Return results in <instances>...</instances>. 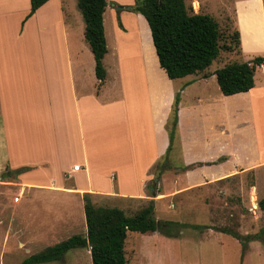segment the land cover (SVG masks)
<instances>
[{
	"label": "rangeland",
	"instance_id": "374dc122",
	"mask_svg": "<svg viewBox=\"0 0 264 264\" xmlns=\"http://www.w3.org/2000/svg\"><path fill=\"white\" fill-rule=\"evenodd\" d=\"M127 1L107 0L103 24L108 50L102 60L106 75L104 81L99 80V87L102 86L98 96L99 113L107 115L115 108L112 105L117 99L126 101L124 106L120 105L122 113L127 115L128 111L123 130H129L135 137L144 132L146 138L147 134L149 136L150 123L143 111L145 97H140V92L136 91L138 83L134 80L139 77L136 55L138 49L141 52L143 50L154 61L155 51L147 26L141 24L140 27L138 13L125 7L132 4L133 0ZM185 2L194 12L208 14L216 20L219 30L224 32V39L231 41L233 46L231 51L222 50L223 37L220 35V52L210 65V72L230 62L247 61L258 55L264 57V0ZM58 3L59 0H52L49 3L50 10L43 9L48 17L39 19V15L38 20H32L24 36L17 38L16 14L27 4L30 6V0H0V31L3 33V51L7 53L8 64L12 69L11 75H20L18 68L33 63L39 65L40 61L47 59L44 53L52 47L53 26L57 32L55 23ZM64 5L68 13V20L63 26L66 28L65 45L71 53V60L81 61L86 68L87 77H84L83 85L91 91L96 88L93 84L97 79L93 56L84 40L83 15L76 0H64ZM235 30L239 32V49H236L237 42L232 37ZM120 66L122 70H127V76H131L128 93L124 92L120 80ZM174 85L179 88H174L164 126L166 132L172 134V139L166 153L150 168L152 179L147 185L148 195L143 199L122 201L100 197L95 203L116 206L127 215H132L151 200L155 219L162 223L168 222L166 227L154 232L128 233L124 248L127 264H264V211L258 208V202L264 197V168L257 173L248 171L242 176H230L227 187L225 183H217L215 192L212 187L209 191H201L203 193L198 192L200 188L180 194L174 189L186 180L183 175H178L183 171L176 172L174 168L201 163L203 154L210 155L211 159L208 160L213 161L209 164L222 162V167L230 165L233 153L237 154V159L234 158L236 164L264 160V68H256L253 90L227 97L221 95L214 76L203 83L195 75H187L176 79ZM183 88L184 94L181 95L179 89ZM176 93L179 96L175 110L172 111ZM132 103H135L138 110L136 114L131 110ZM219 142L224 151L223 156L219 155L222 156L221 160L213 155V147L218 148ZM106 145L110 144L107 142ZM158 162L170 167L163 171L166 175L160 186V179L155 180V164ZM203 165H197L194 169ZM1 173L0 264H22L24 259L41 249L70 237L71 234L51 243H29L18 248L20 241L32 242V230L39 218L45 217L43 211L49 210L59 216L60 209L46 200L64 193L47 189L25 191V187H28L25 184L31 185L30 179L12 175L2 178ZM255 180L257 183L251 184ZM65 184H72V180H67ZM160 189V193L168 198L156 202L159 195H150ZM33 194L41 195L44 200L30 203L23 199L20 204H11L15 196H19L20 200L23 195L26 198ZM73 214L76 225H79L83 211L76 207ZM82 261L83 264H91L89 257H83Z\"/></svg>",
	"mask_w": 264,
	"mask_h": 264
},
{
	"label": "crops",
	"instance_id": "0c3cea01",
	"mask_svg": "<svg viewBox=\"0 0 264 264\" xmlns=\"http://www.w3.org/2000/svg\"><path fill=\"white\" fill-rule=\"evenodd\" d=\"M51 1H46L27 19L25 16L30 6L27 4L22 7V10L16 14L17 38L24 36L23 33L30 23H33L39 15L41 16L39 19L48 17V13H44L43 9L50 10ZM56 10L57 32L53 26L51 35L53 44L50 51L44 53L47 59L40 61L39 65L33 63L28 67L18 68L20 75H11L12 69L8 64L7 53L3 51V33L0 31V173L6 167L10 169L28 167L27 171L18 175L22 179L32 181L31 185L25 184L28 186L25 187V191L47 189L64 193L46 200L51 202L53 207L60 209L59 216L49 210L43 211L45 217L39 218L32 230L34 235L32 242L20 241L18 248L20 246L23 248L29 243L34 245L39 242L51 243L69 234L80 233L86 236L83 209L85 193L90 195L93 202L100 197L119 201L145 198L148 195L147 185L152 179L150 168L166 153L169 144L168 133L164 126L168 119L174 88L176 90L179 88L174 85V81L179 78L170 79L164 69L157 64L156 55L154 62L149 54L138 49L136 68L139 77L134 81L138 83L136 91L140 92V97H145L143 111L149 119L150 137L147 134L145 138L144 132L135 137L129 130H123L128 111L127 115L122 113L123 108H120V105L124 106L126 101L117 99L118 101L112 105L115 108L107 115L99 113L98 96L102 86L99 87L100 82L96 75L97 81L93 84L96 88L88 91L83 85L84 77H87L86 68L81 61L71 60V53L65 45L66 28L63 26L68 20V13L64 0H59ZM137 17L141 21L140 27L141 24H147L141 14H137ZM262 67L264 68V61L259 66ZM119 69L123 90L128 93L131 76H127V70L124 68L122 70L121 66ZM189 75H195V78L203 83L211 76L216 80L214 74L206 78L202 77L201 73ZM253 88L254 86L248 91ZM184 90V88L179 89L181 95L184 94ZM137 95L139 97V94ZM221 95L232 96L222 93ZM131 110L135 114L138 111L135 103H132ZM107 142L110 145H106ZM222 148L221 142L218 148L213 147V155L217 159L223 156ZM203 155L201 163L213 161L208 160L211 159L209 154ZM234 158L237 159L236 153H233L232 162L226 167H222L220 162L181 172L178 175H183L186 180L174 189L180 194L190 192L194 188H200L198 192L205 189L209 191L212 187L215 192L217 183H225L226 186L230 176H242L248 171L257 173L264 168V160L236 164ZM74 165L79 166L77 170L73 169ZM165 175L161 173L159 186L163 184ZM70 179L72 184L66 185L65 182ZM256 183L257 180L251 184ZM160 192L161 189L150 196L159 195L156 202L168 198ZM23 197L24 195L18 202L13 201L11 204H20L23 199L30 203L44 200L38 194ZM253 206L256 207V204L254 203ZM76 207L83 211L79 225H76L73 217V209ZM60 217L62 219H58ZM75 231L76 233H72ZM83 257H89L91 260L89 245L70 249L59 260L33 264H83Z\"/></svg>",
	"mask_w": 264,
	"mask_h": 264
},
{
	"label": "trees",
	"instance_id": "16d2710c",
	"mask_svg": "<svg viewBox=\"0 0 264 264\" xmlns=\"http://www.w3.org/2000/svg\"><path fill=\"white\" fill-rule=\"evenodd\" d=\"M48 0H30V8L25 16L32 13ZM83 15L84 39L94 58L95 75L101 82L105 78L102 64L107 53L104 33L103 16L107 7V0H76ZM128 10L141 14L150 32L158 64L164 69L170 79L180 78L193 73H201L206 78L214 74L222 94L232 95L246 92L254 86L256 68L263 61V56H255L250 60L230 62L210 72V65L220 52V35L223 37V49L232 50L233 46L224 39V32L219 30L216 20L210 15L194 12L187 6L185 0H133L125 6ZM64 9V6H62ZM67 17V15H66ZM119 26L122 27L121 23ZM232 37L239 49V32L234 31ZM221 46V47H222ZM179 93L175 94L172 111ZM169 133V144L172 134ZM222 158H220L221 160ZM200 164L176 167V172L192 169ZM157 176L170 167L166 164H155ZM1 173L2 178L18 176L27 171L28 167L10 169ZM155 182V181H154ZM258 208L264 211V197L258 202ZM83 209L86 223V236L77 233L55 243L23 260L22 264H33L50 260H59L66 251L89 245L92 264H127L125 258V242L129 232H154L166 227L168 222L162 223L153 215V202L127 215L116 206L97 205L88 193L83 194ZM206 227V226H204ZM228 232V230H222ZM236 235V234H233Z\"/></svg>",
	"mask_w": 264,
	"mask_h": 264
},
{
	"label": "built area",
	"instance_id": "2783aa9c",
	"mask_svg": "<svg viewBox=\"0 0 264 264\" xmlns=\"http://www.w3.org/2000/svg\"><path fill=\"white\" fill-rule=\"evenodd\" d=\"M78 167H79L78 165H74V166H73V169H74V170H77ZM18 200H19V196H15V197L13 198V201H18Z\"/></svg>",
	"mask_w": 264,
	"mask_h": 264
}]
</instances>
